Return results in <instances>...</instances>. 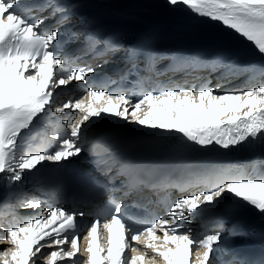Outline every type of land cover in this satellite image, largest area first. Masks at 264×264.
I'll list each match as a JSON object with an SVG mask.
<instances>
[{
  "label": "snow or ice",
  "instance_id": "1",
  "mask_svg": "<svg viewBox=\"0 0 264 264\" xmlns=\"http://www.w3.org/2000/svg\"><path fill=\"white\" fill-rule=\"evenodd\" d=\"M163 6L171 12L182 10L194 23L218 24L226 30L223 36L208 39L226 41L231 34L264 57V0H163ZM49 20L54 23L45 26ZM71 44L80 45L81 55L66 54L65 46ZM121 50L131 65L122 80L138 71L140 57L150 63L163 55L143 42L129 46L122 35L106 31L83 10L80 0H0V183L11 185L22 181L26 172L38 171L44 162H70L87 152L88 162L104 172L110 184L123 176L121 186L129 191L142 185L159 187L144 179L155 169L123 159L106 144L99 151L88 147L85 122L105 115L158 130L161 139L178 140L183 149L228 150L264 142V64H242L223 52L206 50L172 55L174 70L206 67L221 71L225 81L248 74L244 88L222 93L217 92L220 84L212 87L210 80L199 86L157 84L140 95L88 86L99 65L81 66L82 56L108 63L107 57ZM73 83L87 86L86 97L74 103L69 98L57 106L56 90ZM66 109L80 114L53 121ZM40 124L50 126L51 134L27 147L30 137L22 140V134ZM164 181L180 193L171 202L165 198L167 218L145 210L142 222L133 220L112 197L94 214L83 237L80 220L85 212L58 204L44 206L45 201L36 197L26 199L23 208L39 211L14 225H0L6 232L0 245H10L0 250V264H77L79 255L86 257L81 264H264V256L242 259L226 246V230L232 236L250 235L242 226L225 229L221 221L199 233L186 226L199 212L229 201L249 205L264 216V161L215 165L185 181L167 176ZM36 191L45 189L38 186ZM81 239L87 241L82 253ZM45 249L54 250L45 253Z\"/></svg>",
  "mask_w": 264,
  "mask_h": 264
},
{
  "label": "bare ground",
  "instance_id": "2",
  "mask_svg": "<svg viewBox=\"0 0 264 264\" xmlns=\"http://www.w3.org/2000/svg\"><path fill=\"white\" fill-rule=\"evenodd\" d=\"M0 248H1V249H4V248H5V245H2Z\"/></svg>",
  "mask_w": 264,
  "mask_h": 264
}]
</instances>
